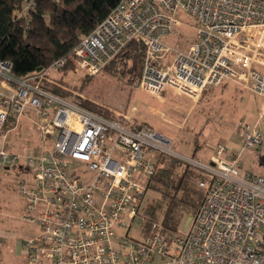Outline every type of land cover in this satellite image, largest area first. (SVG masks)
Returning a JSON list of instances; mask_svg holds the SVG:
<instances>
[{
	"label": "built area",
	"instance_id": "1",
	"mask_svg": "<svg viewBox=\"0 0 264 264\" xmlns=\"http://www.w3.org/2000/svg\"><path fill=\"white\" fill-rule=\"evenodd\" d=\"M180 12L196 23L185 50L167 42L182 24ZM132 40L144 46L140 83L152 96L171 87L198 98L229 81L264 96V75L253 67L264 64V0H119L75 48L84 74L99 73ZM35 77H16L0 60V170H28L19 185L22 218L37 226L22 242V264H264V175L241 170L242 151L262 145L258 122L238 120L241 151L220 143L201 160L176 152L152 125L128 127L96 114ZM30 110L42 148L22 156L9 149L4 127ZM161 154L203 175L204 198L186 231L167 230L160 219L146 226V183ZM6 240L0 235V245Z\"/></svg>",
	"mask_w": 264,
	"mask_h": 264
},
{
	"label": "trees",
	"instance_id": "2",
	"mask_svg": "<svg viewBox=\"0 0 264 264\" xmlns=\"http://www.w3.org/2000/svg\"><path fill=\"white\" fill-rule=\"evenodd\" d=\"M118 2L0 0V60L11 63L14 76H37L32 79L33 83L82 108L106 118L121 119L128 127L148 124L116 116L109 107L83 97L82 91L93 75L81 78L79 83L72 77L81 69L75 48ZM144 51L141 42L132 40L99 73L107 71L111 75L127 76L133 72L139 80ZM62 59V65L50 68ZM55 71L61 73L59 77L52 76L51 73ZM11 126L9 120L4 128L7 130ZM177 137L180 142L187 144V135L183 131ZM200 145L194 144L191 156L204 160L198 155ZM202 178V173L196 167L178 157L169 154L158 157L157 170L148 178L146 185L162 195L165 208L159 213V219L167 230H179L181 217L175 214L176 209L181 208L186 212L199 207L205 193L199 185ZM151 218L150 213L147 227L150 226Z\"/></svg>",
	"mask_w": 264,
	"mask_h": 264
},
{
	"label": "rangeland",
	"instance_id": "3",
	"mask_svg": "<svg viewBox=\"0 0 264 264\" xmlns=\"http://www.w3.org/2000/svg\"><path fill=\"white\" fill-rule=\"evenodd\" d=\"M179 18L182 20V24L169 36L167 42L174 48L185 50L195 37L196 23L187 13L180 12ZM173 56V54H167L165 62L170 63ZM143 64L139 72L141 75ZM51 74L53 77H59L61 73L55 71ZM72 77L79 83L81 78L90 76L84 74L80 69V72L75 73ZM91 77L92 80L82 91L83 97L109 107L116 116L120 115L125 119L152 125L172 140L174 139L173 148L179 154L190 156L194 144L198 143H201L198 150L199 156L203 157V154H208L209 158L217 144L220 143L227 144L232 148L240 146L238 151L243 149V144L240 139H237L239 134L237 136L235 133V124L232 119L243 115L242 109L236 108V113L230 120L225 121L222 118L219 121L216 117L221 109L227 112L232 110L233 105L229 106V103H233L232 97L230 98V95L227 94L221 97L222 99L215 100L214 103L202 106V98L217 87L204 91L198 98H191L186 94L175 92L171 87H168L159 96H152L141 87V78L137 80V76L133 72L127 76H120L103 71ZM35 119V112L27 111L19 125L15 127L12 125L9 128L8 145L11 151L22 156L41 151V135L35 124ZM260 124L264 130V123ZM215 127L220 130H216ZM181 130H184L183 134L187 135V144L178 140L177 136ZM215 132L217 135L214 134ZM210 133L212 135L207 139L205 134L209 136ZM115 155L120 157L121 153L117 152ZM242 156L244 161V165L241 167L242 171L248 167L257 174H264V145L262 149L245 148ZM24 172L22 173L19 167L10 168L7 171L0 170V235L7 236V240L0 245L3 250L4 264H21L24 257L22 242L37 231L35 224L25 222L22 218L25 214V198L19 191V185L23 179L22 174L30 178L28 170H24ZM145 208L148 216L150 213L152 214L151 221L158 220L159 213L165 208L162 195L150 188ZM196 210L197 208L184 212L181 208L176 209L175 214L181 217L179 231H186L189 228ZM132 233L135 236L138 235L136 230Z\"/></svg>",
	"mask_w": 264,
	"mask_h": 264
},
{
	"label": "crops",
	"instance_id": "4",
	"mask_svg": "<svg viewBox=\"0 0 264 264\" xmlns=\"http://www.w3.org/2000/svg\"><path fill=\"white\" fill-rule=\"evenodd\" d=\"M253 67L257 71H259L260 73H262L264 75V64L257 63V64H254ZM227 94L230 95V98L232 97V99H233V103L232 104L229 103V106L233 105L232 110L227 112L224 109H221L217 113L216 117H217V120H219V121H221L222 118H224L225 121L226 120H230L233 117V114L236 113L235 112L236 108L240 107L242 109L243 115H241L239 117L236 116L235 118H232L234 120L233 124H235V133H237V136H238L237 122H238L239 119H245V120H247V121H249L251 123L258 122L259 125H261L260 123H262V124L264 123V96L252 92L251 90H249L248 88L240 85L236 81L226 82L221 87H217V88L213 89L212 91H210L208 94L205 95V97L202 98L203 99L202 106H206L208 104L214 103L215 100H217V99L220 100L221 97H224ZM249 115H250V117H249ZM223 125L225 126L226 124H223ZM215 129L218 130V131L220 130L217 127H215ZM183 133H185V132H183ZM214 134L217 135L216 132ZM205 135L207 136V139H209L210 135H212V134L210 133L209 136H208V134H205ZM238 137H237V139H240L241 144H242L241 138L240 137L238 138ZM219 142H221V141H219ZM263 145H264V139H263L262 145L260 146L259 149H262ZM239 147H236V148L235 147H233V148L231 147V148L234 151V153H238L239 152L238 151ZM242 154H243V151L241 153V159H242L241 166L244 165ZM207 156H208V154H203V157H202V155L200 157L202 159H204V160H208L209 156L208 157ZM246 170H250L251 172L253 171V170H251L248 167L246 168ZM253 173H255V172L253 171ZM255 174H257V173H255ZM259 175H264V174L259 173ZM2 251H3L2 248H0V264H4L3 263L4 257L2 256V254H3ZM21 264H22V260H21Z\"/></svg>",
	"mask_w": 264,
	"mask_h": 264
}]
</instances>
